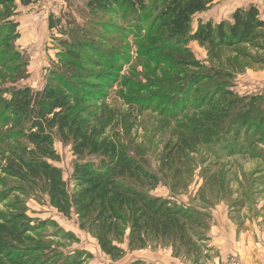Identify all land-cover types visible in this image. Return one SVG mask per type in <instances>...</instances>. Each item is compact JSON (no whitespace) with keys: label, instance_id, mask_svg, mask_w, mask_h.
I'll list each match as a JSON object with an SVG mask.
<instances>
[{"label":"rangeland","instance_id":"rangeland-1","mask_svg":"<svg viewBox=\"0 0 264 264\" xmlns=\"http://www.w3.org/2000/svg\"><path fill=\"white\" fill-rule=\"evenodd\" d=\"M84 1L38 0L21 6L15 0L8 20L16 22L13 32L18 38L12 41L13 32L0 36V42L9 44L2 48L0 44L4 98L14 87L40 90L54 76L62 65L58 54L67 49L60 44L66 37L58 28H67V18L83 22L78 12ZM250 5L264 18V0H213L194 16L192 28L198 22H230L236 8ZM3 12L0 7V15ZM155 14L151 11L136 21L117 10L99 16L96 36L87 40L104 51L108 65L106 69L85 66L102 72L100 77L87 78L81 71L84 78L74 81L80 84L75 112L79 119L89 121L91 129L102 132L103 138L119 143L158 174L160 183L151 194L210 216V228L202 235L208 240L202 245L198 264H264V135L246 144L241 134L236 148L243 152L229 154L232 136L222 135L220 125L211 127V138L201 129L210 125L206 115L214 114L212 106L222 107L216 86L231 92L229 99L259 97L264 109V52L248 46L210 49L206 43L191 41L186 48L194 60L230 74L218 82L191 83L187 76L192 70L182 69L172 51L163 48L164 38L154 32ZM50 17L60 18L58 27H48ZM8 117L0 106V194H7L0 201V213L23 212L33 228L28 236L34 244L50 245L71 264L111 262L96 240L79 229L74 215L63 216L45 196L19 191L20 183L2 171L18 140L23 144L14 138L20 124L11 118L7 121ZM52 146L58 161L51 163L61 169L73 190L76 156L71 140L65 142L54 135ZM124 248L125 255L113 264H193V259L172 257L169 247Z\"/></svg>","mask_w":264,"mask_h":264},{"label":"trees","instance_id":"trees-1","mask_svg":"<svg viewBox=\"0 0 264 264\" xmlns=\"http://www.w3.org/2000/svg\"><path fill=\"white\" fill-rule=\"evenodd\" d=\"M37 1L18 0V3L28 6ZM212 1L85 0L78 12L83 22L67 18V28H58L66 37L60 44L67 49L58 54L62 65L53 72L54 76L40 90L14 87L8 91V98L0 91V106L9 115L7 121L11 118L20 124L14 138L23 141L20 144L18 140L16 148L10 151L2 171L20 183L16 187L19 191L45 196L48 204L63 216L74 215L79 229L92 236L101 252L110 258L107 264L125 255L124 245L129 251L169 247L172 257L193 259L192 263L198 264L202 245L208 240L202 235L210 228V216L151 194L160 183L158 174L130 156L119 143L106 140L102 132L91 129L88 120L78 118L75 105L80 97L77 93L80 84L74 81L81 80V71L87 78L100 77L102 72L90 68L108 65L104 51L87 39L96 36L100 15L117 10L136 21L153 11L154 32L164 38L163 48L172 51L178 65L192 70L187 76L189 82L222 81L230 74L200 64L186 46L195 41L206 43L210 49L248 46L264 52V18L259 16L257 7L250 5L236 8L230 22L222 20L216 25L198 22L193 29L194 16L205 11ZM14 2L0 0V7L6 10L0 15V36L17 27L16 22L8 20ZM59 24L60 18H49L50 29ZM17 38L18 34L13 32L12 41ZM0 44L1 48L9 45L4 40ZM86 65L90 68L86 69ZM215 91L222 97L223 108L212 106L216 114L206 115L210 125L201 129L211 138V127L220 125L222 135L232 136L229 154L243 152L236 148L241 134L246 144L264 135L260 98L229 99L231 92L225 88L216 86ZM54 135L65 142L71 140L76 156L71 173L73 190L69 189L61 169L51 163L58 161L52 146ZM6 195L0 194V201ZM29 223L23 212L0 213V264H71L50 245L34 244V239L28 236L33 230Z\"/></svg>","mask_w":264,"mask_h":264},{"label":"built area","instance_id":"built-area-1","mask_svg":"<svg viewBox=\"0 0 264 264\" xmlns=\"http://www.w3.org/2000/svg\"><path fill=\"white\" fill-rule=\"evenodd\" d=\"M231 260H233L232 258H230Z\"/></svg>","mask_w":264,"mask_h":264}]
</instances>
